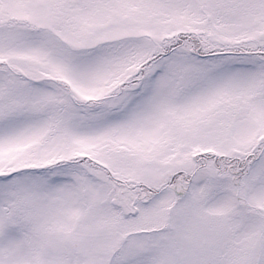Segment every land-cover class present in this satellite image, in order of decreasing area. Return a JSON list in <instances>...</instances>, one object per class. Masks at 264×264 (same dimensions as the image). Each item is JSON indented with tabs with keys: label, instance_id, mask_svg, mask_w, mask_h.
Instances as JSON below:
<instances>
[{
	"label": "snow or ice",
	"instance_id": "snow-or-ice-1",
	"mask_svg": "<svg viewBox=\"0 0 264 264\" xmlns=\"http://www.w3.org/2000/svg\"><path fill=\"white\" fill-rule=\"evenodd\" d=\"M0 264H264V0H0Z\"/></svg>",
	"mask_w": 264,
	"mask_h": 264
}]
</instances>
